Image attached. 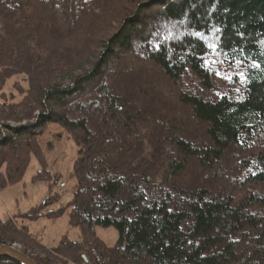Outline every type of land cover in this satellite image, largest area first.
<instances>
[{"label": "trees", "instance_id": "trees-1", "mask_svg": "<svg viewBox=\"0 0 264 264\" xmlns=\"http://www.w3.org/2000/svg\"><path fill=\"white\" fill-rule=\"evenodd\" d=\"M48 125L77 148L72 196L0 219V245L35 264H264V0H0V190L31 157L57 185ZM65 212L79 242L29 235Z\"/></svg>", "mask_w": 264, "mask_h": 264}, {"label": "rangeland", "instance_id": "rangeland-1", "mask_svg": "<svg viewBox=\"0 0 264 264\" xmlns=\"http://www.w3.org/2000/svg\"><path fill=\"white\" fill-rule=\"evenodd\" d=\"M110 22L109 17L105 25L107 26ZM229 75L232 76V73L225 74L222 70L219 73L217 72V76H222L221 79H225V81L230 80ZM186 85L189 86L190 84L184 78L182 88H186ZM10 124L13 125V123ZM22 124H26V121ZM16 125L14 124L13 126ZM39 143L42 151L41 156H43V164L45 165L44 170H48L51 177L57 175L59 181L56 186L50 189L46 180H32L43 169L36 159L31 157L21 182L6 186L0 190L1 220L11 219L16 213H25L32 208L41 206L40 203L50 194L52 197L58 195V198L52 204L42 208V211H55L63 208L72 196L73 187L76 182L74 178L70 177V174L72 173L73 162L77 159V148L70 136L58 126L48 125L39 137ZM60 183L65 186L61 191L58 188V184ZM68 221V213L65 212L55 220L43 217L35 222H23H25L28 233L32 238L47 248H54L62 237H66L74 243L81 240L79 229L70 227ZM95 235L107 247H112L117 240V233L113 228H95Z\"/></svg>", "mask_w": 264, "mask_h": 264}, {"label": "water", "instance_id": "water-1", "mask_svg": "<svg viewBox=\"0 0 264 264\" xmlns=\"http://www.w3.org/2000/svg\"><path fill=\"white\" fill-rule=\"evenodd\" d=\"M0 258H8L17 264H35L34 261L14 246L0 245Z\"/></svg>", "mask_w": 264, "mask_h": 264}, {"label": "built area", "instance_id": "built-area-1", "mask_svg": "<svg viewBox=\"0 0 264 264\" xmlns=\"http://www.w3.org/2000/svg\"><path fill=\"white\" fill-rule=\"evenodd\" d=\"M58 188H59V190L61 191V190L64 188V185H63L62 183H60V184L58 185ZM45 201H46V199H45L44 201L41 202V205H44Z\"/></svg>", "mask_w": 264, "mask_h": 264}]
</instances>
